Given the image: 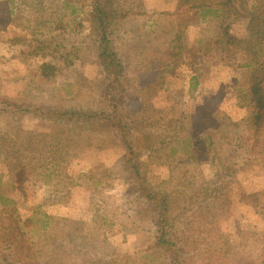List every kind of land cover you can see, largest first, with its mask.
<instances>
[{"label":"rangeland","instance_id":"1","mask_svg":"<svg viewBox=\"0 0 264 264\" xmlns=\"http://www.w3.org/2000/svg\"><path fill=\"white\" fill-rule=\"evenodd\" d=\"M192 2L0 0V264H264V0Z\"/></svg>","mask_w":264,"mask_h":264},{"label":"trees","instance_id":"2","mask_svg":"<svg viewBox=\"0 0 264 264\" xmlns=\"http://www.w3.org/2000/svg\"><path fill=\"white\" fill-rule=\"evenodd\" d=\"M99 1V0H98ZM188 1V0H187ZM192 5L190 6L191 10H195L196 14L198 13L202 20L207 18H216L219 19L223 17L229 9H232L235 3V0H192ZM98 3V2H97ZM94 21L96 22V31H98L99 37V47H100V57L103 61V64L109 73H114L112 75L114 82L117 81L116 76H120V62L117 55L113 52L111 48V43L109 39L108 23L110 21V15L104 12L101 6L95 7L93 14ZM229 41H234L233 38H229ZM254 60V59H253ZM256 61V60H255ZM251 62L250 67L253 69V79L250 83V86L245 93V97L248 100L250 106V115L249 123L251 128L255 132H259L264 128V60L262 62ZM41 75L45 78H51L55 76L58 72V69L55 65L45 63L40 67ZM240 97V96H239ZM74 116L78 118H86L84 115L74 113ZM68 116L63 114L61 117ZM125 144L128 146L127 140ZM130 148V147H129ZM194 152V151H193ZM135 174L140 177V171L136 166L133 167ZM149 198L152 199L151 196ZM2 201H6V198H2ZM167 221L166 216L162 212L160 213L159 227H160V236L158 237L157 243L159 246L167 248V250L172 252L174 257V262L179 264V252L176 249V245L173 244L171 236L169 234L168 228H166Z\"/></svg>","mask_w":264,"mask_h":264}]
</instances>
